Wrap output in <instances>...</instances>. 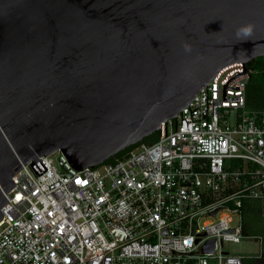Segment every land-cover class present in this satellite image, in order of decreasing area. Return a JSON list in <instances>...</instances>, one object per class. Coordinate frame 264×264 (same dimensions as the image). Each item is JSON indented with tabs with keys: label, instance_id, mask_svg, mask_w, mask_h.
<instances>
[{
	"label": "water",
	"instance_id": "95a60500",
	"mask_svg": "<svg viewBox=\"0 0 264 264\" xmlns=\"http://www.w3.org/2000/svg\"><path fill=\"white\" fill-rule=\"evenodd\" d=\"M261 57L264 0H0V220L22 164L101 165Z\"/></svg>",
	"mask_w": 264,
	"mask_h": 264
},
{
	"label": "built area",
	"instance_id": "2783aa9c",
	"mask_svg": "<svg viewBox=\"0 0 264 264\" xmlns=\"http://www.w3.org/2000/svg\"><path fill=\"white\" fill-rule=\"evenodd\" d=\"M260 59L220 69L155 142L112 163L78 170L57 151V165L52 154L22 164L1 209L0 264H243L223 245L246 238L243 202L264 203Z\"/></svg>",
	"mask_w": 264,
	"mask_h": 264
},
{
	"label": "trees",
	"instance_id": "16d2710c",
	"mask_svg": "<svg viewBox=\"0 0 264 264\" xmlns=\"http://www.w3.org/2000/svg\"><path fill=\"white\" fill-rule=\"evenodd\" d=\"M261 59H254L250 65L257 67ZM248 104L256 106L261 105V84L258 82V78L251 79V82L247 88ZM159 133L155 132L148 137L142 139L140 143L151 144L158 139ZM137 144V145H138ZM135 145V146H137ZM131 146L124 151L119 152L116 156L111 157L105 163H112L115 159L125 155L129 149L135 147ZM242 233L245 237L256 236L261 240V254L257 258L248 259L243 264H264V203L258 200H246L242 206Z\"/></svg>",
	"mask_w": 264,
	"mask_h": 264
},
{
	"label": "rangeland",
	"instance_id": "374dc122",
	"mask_svg": "<svg viewBox=\"0 0 264 264\" xmlns=\"http://www.w3.org/2000/svg\"><path fill=\"white\" fill-rule=\"evenodd\" d=\"M59 153L54 152L51 158L54 164L57 165ZM233 223L232 226H237L239 223L238 217L231 215ZM223 250L227 251L230 256L243 258V262L248 259L257 258L261 254V240L256 236H249L242 238L239 242H227L223 245Z\"/></svg>",
	"mask_w": 264,
	"mask_h": 264
},
{
	"label": "bare ground",
	"instance_id": "6f19581e",
	"mask_svg": "<svg viewBox=\"0 0 264 264\" xmlns=\"http://www.w3.org/2000/svg\"><path fill=\"white\" fill-rule=\"evenodd\" d=\"M137 145V144H136Z\"/></svg>",
	"mask_w": 264,
	"mask_h": 264
}]
</instances>
